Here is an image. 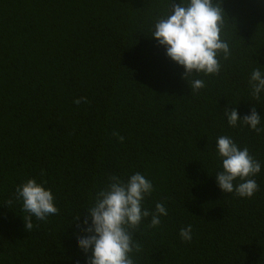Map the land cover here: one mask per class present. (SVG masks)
Returning <instances> with one entry per match:
<instances>
[{
    "label": "trees",
    "instance_id": "trees-1",
    "mask_svg": "<svg viewBox=\"0 0 264 264\" xmlns=\"http://www.w3.org/2000/svg\"><path fill=\"white\" fill-rule=\"evenodd\" d=\"M220 3L230 55L192 91L150 36L169 0H0V264H85L77 225L109 176L135 172L154 186L143 206L167 215L130 230L134 264H264V131L224 114L255 107L264 129V93L249 84L264 71V0ZM219 136L260 162L250 198L217 186ZM28 178L52 190L56 214L23 211L15 191Z\"/></svg>",
    "mask_w": 264,
    "mask_h": 264
},
{
    "label": "clouds",
    "instance_id": "clouds-1",
    "mask_svg": "<svg viewBox=\"0 0 264 264\" xmlns=\"http://www.w3.org/2000/svg\"><path fill=\"white\" fill-rule=\"evenodd\" d=\"M225 10L216 6V0H169V11L155 19L151 26V37L165 50V55L182 66L181 78L192 91L204 87L202 79L194 78L200 73L217 74L220 71L219 55H230L228 43L221 37ZM249 84L252 95L259 100L264 93V71L254 68ZM74 103L86 102L85 98H75ZM227 124L232 127L247 126L259 133L264 131L261 115L252 107L248 114L240 116L235 108H225ZM123 140V137H118ZM216 155L220 159L221 170L215 174V182L222 192H235L239 197L250 198L258 185L252 177L261 171V164L245 147L242 148L230 136H219L215 142ZM239 181V183H234ZM154 191L151 180L140 172H135L121 180L111 175L106 186L96 193L93 205L87 210L83 227L77 225L74 234L81 232L76 240L85 255V264H134L130 253L139 250L132 237L131 229H136L145 218L151 216L150 226H159L167 210L157 202L153 211L143 206L145 197ZM15 196L21 202L23 211L30 217L45 220L56 214L55 198L52 190L44 182L28 178L16 187ZM28 228L32 225L29 223ZM182 241H191L192 226L181 228ZM90 253V255H89Z\"/></svg>",
    "mask_w": 264,
    "mask_h": 264
}]
</instances>
